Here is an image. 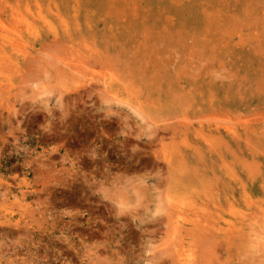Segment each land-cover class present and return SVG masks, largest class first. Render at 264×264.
Masks as SVG:
<instances>
[{
  "label": "rangeland",
  "instance_id": "1",
  "mask_svg": "<svg viewBox=\"0 0 264 264\" xmlns=\"http://www.w3.org/2000/svg\"><path fill=\"white\" fill-rule=\"evenodd\" d=\"M0 264H264V0H0Z\"/></svg>",
  "mask_w": 264,
  "mask_h": 264
}]
</instances>
